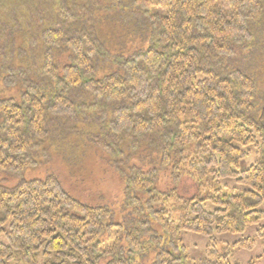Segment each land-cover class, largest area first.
I'll return each instance as SVG.
<instances>
[{
	"label": "trees",
	"instance_id": "1",
	"mask_svg": "<svg viewBox=\"0 0 264 264\" xmlns=\"http://www.w3.org/2000/svg\"><path fill=\"white\" fill-rule=\"evenodd\" d=\"M263 26L264 0H0V264H231L188 258L182 236L264 219ZM75 136L125 181L137 233L56 174L2 182ZM250 146L261 160L237 171ZM163 170L199 194L161 192Z\"/></svg>",
	"mask_w": 264,
	"mask_h": 264
},
{
	"label": "rangeland",
	"instance_id": "2",
	"mask_svg": "<svg viewBox=\"0 0 264 264\" xmlns=\"http://www.w3.org/2000/svg\"><path fill=\"white\" fill-rule=\"evenodd\" d=\"M261 33L264 35V26L261 27ZM254 74L259 79L260 91L264 94V66L259 68L257 65ZM11 93L12 96L16 95L13 92ZM76 126L81 128L80 131L77 130L78 132L86 131L83 129L84 127L87 128L84 123H78ZM258 137L259 142H263L262 134L259 133ZM87 142L83 137L78 138V136H75L71 139V142H68V151L66 149L64 152L48 151V155L39 156L36 164L20 178H8L7 180V177L2 175L1 178L4 180L2 182L8 187H14L21 180H43L48 175L56 174L61 180L64 189L77 201L79 200L93 206L103 205L109 207L115 212V218L120 223L126 222L128 225H132L133 219L137 218L135 221L137 223L134 224V228L131 231L138 232L141 229L140 221L144 220V215L137 214L136 206L129 205L130 199L126 194L125 181L120 177L118 171L106 163V156L100 151H93L91 146L88 147ZM248 149L250 151L249 155L237 168V171L246 170L250 166L258 164L261 160L258 148L250 146ZM62 154L65 155L63 156ZM149 166L151 165L149 164ZM160 175L161 177L156 187L161 192H170L172 189H177L179 195L185 198H191L193 195L199 194V189L189 179H183L179 184H176L170 170H163ZM224 184L230 188H238L233 181H227ZM240 190L241 187L239 188ZM138 208L140 210L139 206ZM204 208L211 212L215 210V207L209 202H205ZM261 210H264V203ZM262 228H264V219L260 224L251 225L246 228L245 232L240 234H217L213 240L198 234L183 233L182 240L188 258L195 261L207 259L209 249L221 251L223 248H229L231 252L229 262L231 264H264V229L261 231ZM112 235L114 238L106 245H103L104 249L112 247L117 240L116 232ZM246 239L255 240V245L251 250L239 248L236 245V243ZM4 240L3 236H0V241ZM144 243L145 241H143ZM179 251L181 250H177V255H179Z\"/></svg>",
	"mask_w": 264,
	"mask_h": 264
}]
</instances>
